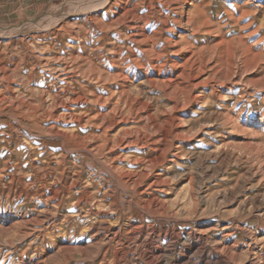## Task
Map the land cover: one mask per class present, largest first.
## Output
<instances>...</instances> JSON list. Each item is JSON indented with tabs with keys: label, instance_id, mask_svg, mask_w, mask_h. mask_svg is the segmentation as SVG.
Here are the masks:
<instances>
[{
	"label": "rangeland",
	"instance_id": "374dc122",
	"mask_svg": "<svg viewBox=\"0 0 264 264\" xmlns=\"http://www.w3.org/2000/svg\"><path fill=\"white\" fill-rule=\"evenodd\" d=\"M117 1L119 0H110L115 8L120 6ZM188 1L204 4L203 17L195 18L189 24L186 23V13L190 6L181 5L174 12V2L171 6L164 7L170 23L173 18L181 20V24L171 23L173 32L170 38L174 48L167 49V57L172 60L182 57V46L189 42V55L186 59L189 58V65L194 66L193 73L197 72V75L189 80H179L187 87L183 92L152 88L141 84L140 80L131 81L128 90V99H139L152 108V113L156 114L160 123L159 131L173 133L176 117L180 125L179 133L185 138L175 142L178 149L172 153L178 158L170 154L171 162L169 159L166 167H158L155 172L165 184L163 191L157 196L167 206L168 217L173 221H165L164 217L159 216L142 218L130 192L119 194L112 189L117 187L118 177L134 170L131 167L112 174L108 172L102 159H96L85 152L72 153L60 167L64 172L61 173L59 183L62 185L76 180L77 188L73 193L81 191L82 194L91 195L95 211H107L111 221H117L123 234L119 248L130 246L132 230L123 227L130 218L142 220L140 228L149 234L137 238L136 245L141 251H145L147 245L150 248H166L173 244H183L182 241L165 239L149 243V237L153 233L201 230L208 237L214 238L224 231H232L236 244L233 250L235 254L227 261L221 258L220 264H249L251 257L245 252L246 245L254 240L259 243L258 240L264 236V0ZM100 2L101 0H51L34 14L1 23L0 96L8 95L10 85L15 97L31 102L39 109L38 98L42 91L45 92L47 86H54L52 82L56 83L57 77L62 74L58 67L63 63H71L74 78L71 87L83 94L88 103L77 108V116L88 115L92 106V92L97 91L110 107L115 102L119 103L123 116L130 119L123 101L119 102L118 95L114 94L120 83L115 78V68L118 66L111 62V48L117 41V36L112 34L107 37L105 33L96 31L94 22L90 20L84 23L83 12L77 11ZM153 2L156 3L155 6H159L160 0ZM129 3H136L137 12L143 14L148 0L142 3L130 0ZM89 16L91 19L94 14ZM106 20L105 16L99 17L97 25L104 27ZM62 25L66 26L62 28ZM59 29L61 32L57 36L56 30ZM122 39L121 37V44ZM243 48L250 51L248 57L242 53ZM174 50L179 52L175 56ZM46 59H51L48 64L44 62ZM163 60L161 57L160 62ZM164 67L163 73L176 71L169 68V62ZM123 71L124 74L129 73L126 67ZM57 87L58 83L53 88ZM41 97L44 102L39 110H48L51 104L47 94ZM16 108L17 105L11 107L9 102L0 105V264H27L28 261L33 264H89L95 249L88 246L85 235L73 236L68 246L57 247L46 239L28 246L30 239L37 234L39 226L36 222L39 219L52 213L57 225L64 218H70L73 223L78 213L67 210L66 206L57 211H46L44 201L39 196L30 195H38L42 188L39 183L32 182L33 170H29L26 162L22 164L24 162L19 161L15 153V129L9 123L13 115L21 118L24 114L22 110L14 114L12 110ZM40 111L37 116L41 115ZM22 122L31 130H24L23 136L33 141L41 139L30 123L24 120ZM140 125L137 130L143 132ZM71 126L67 124L63 131L68 134L75 131ZM33 144L41 147L36 142ZM138 153L141 156L142 152L131 149L126 155L134 158ZM36 169L39 174L44 173L46 163L37 161ZM55 182L52 178L48 179L45 189L54 190ZM26 192L29 193L28 196ZM102 192L115 200V208L109 207L110 198L107 202L101 201L105 198ZM139 205L142 206V203ZM45 221L42 226L46 229L50 221ZM64 229L67 230V227ZM206 242L209 243V240ZM212 245L208 244L206 248L211 250ZM258 246L260 247V243ZM183 247L179 264H189V250H185L189 249V242ZM192 264L204 263L192 261Z\"/></svg>",
	"mask_w": 264,
	"mask_h": 264
},
{
	"label": "bare ground",
	"instance_id": "6f19581e",
	"mask_svg": "<svg viewBox=\"0 0 264 264\" xmlns=\"http://www.w3.org/2000/svg\"><path fill=\"white\" fill-rule=\"evenodd\" d=\"M129 1L130 0H119L117 2H119L120 6L115 8V6L111 5L110 0H101L100 4L89 6L82 10L78 9L77 11L83 12L81 14L84 15V23L90 20L92 23L94 22L96 31L99 30L105 33L107 37H110L112 34L117 36V41L111 48V62L113 65L118 66L115 68V78L119 79L120 83H118L114 94L116 93L118 95L119 102L123 101L127 112L130 114L129 116H131L130 119L127 118L128 116H123V109L120 107L121 105L119 103L115 102V104L110 107V105L104 101L105 99H103L100 92L97 91L92 92V106H90L91 108H89V110L87 109L88 115L86 117H79L80 114L77 116V108L88 103L83 94L77 93V91L71 87L74 79L71 63L70 65L68 63H63L58 67V71H61L62 74L56 79V83L59 84L57 89L53 88L56 83L52 82L54 86H47L46 91H42L41 96L47 94V98L50 100L51 106L48 110L43 108H41V111L39 110L40 107L43 106V97L40 96L38 98V109L33 106L31 102L27 103L23 99L15 97L10 85L8 86V95L6 97L0 96V105L5 102H9L11 107L17 105L18 109L12 110L14 114L21 110L24 111L21 118L13 115L9 124L15 129L14 143L17 158L19 161L24 162L22 164H25V162L28 164L29 170H33L32 182L39 183L42 188L38 195H30L39 196L40 199L44 201L46 211H49V209L57 211V209L66 206L67 210L69 209L72 212L78 213L73 223H71L70 218H62L63 220L57 225L54 214L52 213L44 216V218L38 221L36 220L39 229L37 234L30 239L28 246L30 244L34 245L43 239H46L57 247L68 246L73 236L85 235L88 239V246L95 249L93 258L89 260V264H179L181 262L179 256L182 254L183 245L189 242V249H185L187 251L189 250V260L191 259L189 264H192V261L204 264H220L222 262L221 258L227 261L235 254L233 250L236 244L233 241L232 231H224L214 238L208 237L206 232L201 230L188 233H182L181 231L176 233L169 231L153 233L149 237L150 240L148 239L149 243L153 241L157 243L160 239H165L168 241L173 240L174 242L182 241L183 244L181 246L173 244L166 248H150V246L147 245V249L141 251L136 245L138 243L137 238L143 234H149L147 231L140 228V225L143 223L142 220L136 221L128 218L123 224V227L126 230H132L130 231V246L122 249L118 246L121 245L123 241V234L121 226H119L117 221H111L107 211H95L96 207L95 203L91 201V195L86 193L82 194L80 193L81 191L73 193L77 188L76 180L62 185L59 183L62 179L61 173L64 172L60 167L65 162V159L72 153H89L95 156L96 159H102L105 162L106 169L112 174L125 171L126 167H128V169H130L129 167L134 169L133 171L125 172L123 177H118L117 187L112 189L114 191L117 190L119 194L122 192H130L131 197L138 205L142 218L145 217L149 219L159 216L164 217L165 221L172 220L168 217L167 206L157 196L159 192L161 193L163 191L162 187L165 184H163V181L160 180L159 175L155 172L158 167H164L168 164L170 154L175 156L174 153H172L178 149L177 146L175 147V142L184 140L185 138L179 133L180 125L177 123L178 119L176 117L175 119L173 118L176 122L174 124L175 129L173 133L165 130L159 131V128H161L159 127L160 123H158V119L155 116L156 114L154 115L152 113V108L139 99H128V90L131 81L136 80H140L141 84L148 85L152 88H161L163 90L170 89L183 92V89L187 88L184 86V83L179 80H189L190 77L194 78V76L197 75V72L196 74L193 73L195 69L194 66L192 64L189 65V58L186 59L189 55V42L182 46L184 50L182 57L177 60H172L167 57V49L174 48L172 39L170 38V34L173 32L171 23L181 24V20L173 18L170 23L169 15H165L164 7H169L172 5L171 3L174 2L175 6L172 10L174 12L175 10H179L181 5L183 6L185 4L188 7L190 6V9L188 8V12L186 13V23L189 24L193 22L195 18L201 19L203 17L204 4L198 1L189 3L188 0H160L158 5L163 7L160 8L154 5L156 3H154L153 0H148L147 7L142 14V12H137V4H130ZM139 1L142 3L144 0ZM91 13L94 14V17L92 16L93 19L92 17L90 19L89 16ZM102 16L107 17L103 25L104 27L97 25L99 24V17ZM63 26L64 25H62V28ZM59 32H61L60 29L56 30L57 36ZM60 35H63V33ZM121 37L123 38L122 44L120 43ZM160 41H162V44ZM48 48L49 47H47V49ZM178 51L174 50L173 55L178 54ZM242 53L245 57L250 55V51L246 48L242 49ZM161 57L164 58L162 62H160ZM49 60L51 59H46L44 62L48 64ZM168 62L169 68L171 70L176 69V71L163 73L162 68L166 66ZM55 63H57V61ZM75 63L77 64V62ZM33 66L35 65L33 64ZM124 67L129 69L128 74H124ZM55 73H57V71ZM38 111H40V116L36 115ZM22 120L30 123L36 132L39 133L41 136L40 140L33 141V139H29V137L23 136L25 134L24 130L27 132L31 130L27 125L23 124ZM67 124L72 125L73 127H71L75 131L70 134L64 132L63 128L66 127ZM139 125L144 129L143 132L137 130ZM133 128L135 130H133ZM34 137L35 136H33V138ZM33 142H36L41 147H35ZM131 149L142 152L141 156H139L140 153H138L139 157H128L126 155L127 151ZM37 161H39V163H46L47 169L42 174H39L36 169ZM138 171L140 173H138ZM50 178L56 181L54 190L45 189L47 180ZM138 178H141L143 181H140ZM108 182L109 181H107V183ZM104 192H102V196L105 198L101 201L107 202L111 198L106 196ZM25 194L28 196L29 193L26 192ZM140 202L142 206L139 205ZM108 205L109 207L115 208V200L111 199ZM120 207H122V205ZM45 219L50 221L46 229L42 226V223L46 222ZM132 225L134 227H132ZM64 227H67V230L64 229ZM22 235L23 237L25 236V234ZM207 240H209V243L206 242ZM258 241H260V247L256 240L245 247V252L251 257L249 264H264V236ZM211 243L213 247L209 250L206 248V245ZM257 248L258 252L255 253ZM27 264L33 263L28 261Z\"/></svg>",
	"mask_w": 264,
	"mask_h": 264
},
{
	"label": "crops",
	"instance_id": "0c3cea01",
	"mask_svg": "<svg viewBox=\"0 0 264 264\" xmlns=\"http://www.w3.org/2000/svg\"><path fill=\"white\" fill-rule=\"evenodd\" d=\"M51 0H0V24L41 10Z\"/></svg>",
	"mask_w": 264,
	"mask_h": 264
}]
</instances>
